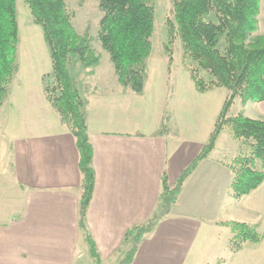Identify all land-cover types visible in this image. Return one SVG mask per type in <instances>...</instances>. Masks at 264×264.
Listing matches in <instances>:
<instances>
[{
  "label": "crops",
  "instance_id": "1",
  "mask_svg": "<svg viewBox=\"0 0 264 264\" xmlns=\"http://www.w3.org/2000/svg\"><path fill=\"white\" fill-rule=\"evenodd\" d=\"M259 33H264V0ZM51 70L35 80L36 92L22 88L28 77L14 80L0 110V264H96L79 225L83 176L76 139L44 92L42 77ZM70 71L85 101L94 148L96 184L87 226L102 264H119L134 243L128 231L163 207L164 172L174 186L208 141L226 98L215 102L208 91V101L193 112L197 117L189 118L190 111L179 108L177 90L168 105V78L159 88L149 76L144 93L137 94L120 83L111 65L105 69L100 62L91 70L77 60ZM22 72L20 66L17 74ZM244 105L250 106L245 116L264 119V101ZM166 107L169 131L156 135ZM228 138L224 130L185 180L170 213L144 235L132 264H199L210 238L231 230L223 223L258 225V210L245 200L264 190V183L241 199L231 196L230 164L237 155L220 151Z\"/></svg>",
  "mask_w": 264,
  "mask_h": 264
},
{
  "label": "trees",
  "instance_id": "2",
  "mask_svg": "<svg viewBox=\"0 0 264 264\" xmlns=\"http://www.w3.org/2000/svg\"><path fill=\"white\" fill-rule=\"evenodd\" d=\"M33 23L41 26L50 49L52 70L43 75L45 95L64 126L76 139L82 173L79 225L96 264L101 254L87 226V212L93 198L96 173L85 101L71 75L74 56L87 69H95L101 56L95 51L90 33L80 34L73 24L74 13L66 0H24ZM103 12L98 39L109 53L120 83L134 93L142 94L149 75L148 60L153 51L156 24L155 0H97ZM261 0H174L171 15L166 19L167 41L163 45L171 78L178 42L183 55L192 64L186 69L196 89L206 93L225 87L229 94L208 141L192 163L182 171L174 186L168 173L162 177L163 207L145 225L128 231L134 243L119 264H132L138 245L156 221L170 213L177 202L185 180L216 146L220 134L228 130L234 140L248 145V153L239 154L230 164L234 173L231 196L241 199L264 183V119L243 114L231 115L238 98L248 102L264 101V33L259 31ZM20 27L17 0H0V110L19 71L18 44ZM203 71L211 76L204 77ZM170 115L166 111L156 135L169 131ZM258 161L261 168L257 167ZM233 234L231 249L240 253L246 243L259 244L264 236L257 224L231 221L223 223Z\"/></svg>",
  "mask_w": 264,
  "mask_h": 264
},
{
  "label": "rangeland",
  "instance_id": "3",
  "mask_svg": "<svg viewBox=\"0 0 264 264\" xmlns=\"http://www.w3.org/2000/svg\"><path fill=\"white\" fill-rule=\"evenodd\" d=\"M66 2L70 10L74 13L73 24L77 31L80 34L90 33L92 35V45L95 51L101 56L103 68L106 69L109 65L114 67L109 53L103 48L101 41L98 39L103 12L99 8L97 0H66ZM173 2L174 0H155L154 2L156 8V24L152 39L153 51L148 60V78L150 76L154 84L159 88L166 84L168 78V85L170 88L168 105L172 99L174 100L175 91L177 90L179 108L188 109V111H190L188 117L194 118L197 116L194 115L193 112H196L205 104V101L208 100L207 95H204L205 93H201L196 89L194 81L191 79L190 73L186 69V67L193 62L190 58L184 57L181 44L178 42L175 51L173 74L171 78H169L168 59L163 49V45L167 41L166 19L171 15ZM17 16L20 27V42L18 44L17 57L19 67L23 66V72L22 75L16 74L14 80H16V82H22V78L27 80L28 77L29 84L22 88L26 91L29 90V93L36 92L37 83L35 80L38 79L42 73L47 72L52 66L50 49L44 40L41 26L33 23L30 9L25 4L24 0H17ZM257 34H260L259 31L254 35ZM39 60L42 61L43 64L38 66ZM77 60L80 63L79 57L74 56L72 64L76 63ZM72 64L70 66H72ZM203 73L206 79L211 78L208 72L203 71ZM211 91L215 94V102L219 101L221 103L222 101V104L229 94V90L225 87H218ZM249 112L250 106H245L240 98L236 100L231 109V115L234 116L239 114L246 115L249 114ZM183 116L187 117V114ZM262 118L263 117H258V119ZM225 132L227 135H230L227 129ZM228 141H230V144H227ZM238 143L240 144L239 147H237L239 145ZM220 151L226 156H231V154L236 152L235 154L238 156L242 153H248L250 149L245 143L234 140L233 138H228L227 141L222 142ZM257 167L261 168L260 161H258ZM245 201V204L251 207L252 210H258V230L264 236V190ZM228 218L229 220H239L236 217ZM230 231L229 228L223 229L219 234L216 232L210 238V243L206 245L204 257L199 260V264H264V238L259 244L246 243L244 249L240 253L234 254L231 249Z\"/></svg>",
  "mask_w": 264,
  "mask_h": 264
}]
</instances>
